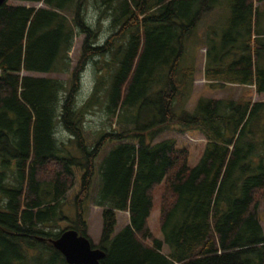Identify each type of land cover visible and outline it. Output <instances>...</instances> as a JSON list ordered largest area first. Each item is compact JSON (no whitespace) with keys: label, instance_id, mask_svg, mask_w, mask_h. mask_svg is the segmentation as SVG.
<instances>
[{"label":"trees","instance_id":"obj_1","mask_svg":"<svg viewBox=\"0 0 264 264\" xmlns=\"http://www.w3.org/2000/svg\"><path fill=\"white\" fill-rule=\"evenodd\" d=\"M7 1L0 5V264H68L52 244L66 228L104 251L101 264H264V101L200 95L188 106L198 57L188 42L206 12L216 13L200 39L207 85L264 93V0ZM89 62L93 86L79 104ZM22 71L70 73V82ZM96 108L101 128L88 143L84 120ZM112 123L117 128L108 129ZM59 124L67 142L55 134ZM169 130L203 136L195 165L174 137L156 141ZM74 167L83 172L70 220L63 201ZM157 189L162 238L149 226ZM89 201L101 208L96 245L87 235ZM117 211L129 218L114 233ZM62 220L71 224L59 228Z\"/></svg>","mask_w":264,"mask_h":264},{"label":"rangeland","instance_id":"obj_2","mask_svg":"<svg viewBox=\"0 0 264 264\" xmlns=\"http://www.w3.org/2000/svg\"><path fill=\"white\" fill-rule=\"evenodd\" d=\"M8 3L12 4H23V5H31V3L28 2H22L18 0H9ZM258 4V3H257ZM37 5V4H36ZM216 13L206 12L201 20L199 21L196 31L194 35L191 37V39L188 42L189 48L188 52L194 51L196 52L197 62L199 68H197L198 73L196 76L198 78H201L200 81H198L196 87L193 89L195 90V93L191 96V99L188 102V106L191 107L195 103L196 99L200 95L208 96V97H214V98H227L231 97L233 99H239V98H248L252 101H264V93L257 95L255 94L253 88H247L241 85H230L227 84L226 87L223 89H215L211 88L210 86L203 81V75L201 69L204 67L205 62V45L202 41H200L201 37L206 35V25L211 21L210 17L212 15H215ZM196 34V37H195ZM205 40V39H204ZM82 41V35H78L75 37L73 45L71 50L69 51V58H70V70L75 65L79 54H80V45ZM92 62H89L83 71L81 72L80 78H79V86L78 90L76 92V100L80 104L87 95L89 94L92 86H93V79H94V69H93ZM21 74L24 75H30V76H37V77H51L54 79H60L65 82V84H69L70 80V73H59V72H36V71H22ZM197 78V79H198ZM194 85V86H195ZM247 88V89H245ZM244 94L247 95L244 96ZM102 110L100 108H96L92 113L88 114L86 116V119L84 120V129L85 134L88 138V143H92L97 139V132L98 129L101 128V122H102ZM264 119L260 121L258 124L260 127L263 126ZM60 125V124H59ZM57 125L55 128V134L58 138V140H62L64 142H67L69 139V135L67 132L63 130L61 125ZM108 129H114L117 128V125L112 123L111 125L107 124ZM258 134L261 135V137L264 138V131L260 130L258 131ZM174 137L176 139L177 145L180 147H188L189 148V164L195 165L200 157L203 145H204V138L203 136L197 132V131H189L186 133H180L176 130H169L165 131L164 133L160 134L157 138V140L165 139V138H171ZM65 147L68 148L66 145ZM109 145L106 146L105 149H107ZM71 150V149H70ZM73 150V149H72ZM107 150H102L100 154L97 155V157L94 160V175L92 177V185L93 193L96 190L97 187V181L99 182V165L101 163V160L103 159V156ZM75 172V182L72 188L66 193V197L63 201V210L64 215L68 216L70 220L75 219V208H74V201L75 196L77 192L80 189L81 185V174L83 172V168L81 167H74ZM158 197H159V189H157L154 192V207L152 209L151 215L149 217V226L154 235H156L159 238H162V233L159 230L158 226ZM119 218L118 223L115 226L114 233L117 232L121 226H123L125 223L128 222V212L124 211H118ZM259 214L261 218V225L263 227L264 231V201L261 203L259 208ZM86 220H87V235L92 240L93 244H98L99 238H100V232H101V226H102V219H101V208L94 205L91 201H89L86 205V214H85ZM68 224H71L69 220H62L61 225L59 228L63 226H67ZM162 251L164 253H167V247L164 245Z\"/></svg>","mask_w":264,"mask_h":264},{"label":"water","instance_id":"obj_3","mask_svg":"<svg viewBox=\"0 0 264 264\" xmlns=\"http://www.w3.org/2000/svg\"><path fill=\"white\" fill-rule=\"evenodd\" d=\"M6 1L0 0V5ZM52 244L68 264H101L100 259L104 256L102 249L92 247L89 239L79 235L73 228L63 230L52 240Z\"/></svg>","mask_w":264,"mask_h":264},{"label":"crops","instance_id":"obj_4","mask_svg":"<svg viewBox=\"0 0 264 264\" xmlns=\"http://www.w3.org/2000/svg\"><path fill=\"white\" fill-rule=\"evenodd\" d=\"M195 66H196V74H195L194 85L197 84L198 81L201 80V78H198V76H196L197 73H198V71H199V70H197V68H199V66H198V62H197V61H196ZM201 71H202V75H203V81H205V83H207L206 80L204 79L203 69H201ZM197 78H198V79H197ZM195 87H196V85L193 86V89H194ZM244 87H246V86H244ZM247 88H248V87H247ZM193 93H195V90L192 92V95H193ZM255 94H256V93H255ZM244 96H245V94H244ZM117 212H118V211H117ZM118 218H119V216H118V213H117V219H118ZM117 223H118V220H117ZM127 223H128V222H127ZM127 223H125L124 225H126ZM124 225H123V226H124ZM123 226H121L120 229H121ZM120 229H119V230H120Z\"/></svg>","mask_w":264,"mask_h":264}]
</instances>
